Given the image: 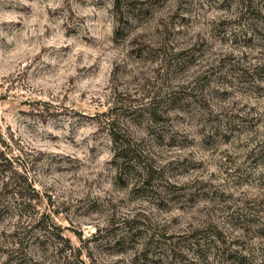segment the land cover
<instances>
[{
    "label": "rangeland",
    "instance_id": "374dc122",
    "mask_svg": "<svg viewBox=\"0 0 264 264\" xmlns=\"http://www.w3.org/2000/svg\"><path fill=\"white\" fill-rule=\"evenodd\" d=\"M262 141L264 0H0V264H264Z\"/></svg>",
    "mask_w": 264,
    "mask_h": 264
},
{
    "label": "trees",
    "instance_id": "16d2710c",
    "mask_svg": "<svg viewBox=\"0 0 264 264\" xmlns=\"http://www.w3.org/2000/svg\"><path fill=\"white\" fill-rule=\"evenodd\" d=\"M112 5L115 9V11H117V13L119 12V10L117 9V2L112 1ZM243 11L246 12L249 8L248 4L243 5ZM114 32L116 33L117 31L114 30ZM177 94L175 92H171V93H166V95H164L163 102H167V103H175L176 101V96ZM151 105V104H150ZM110 112L112 111V109L109 110ZM147 112V116L149 118H152V116L154 115V108L149 107ZM166 116V114L164 115ZM108 120V119H107ZM103 125L105 126V131L108 135L109 141L112 145V161H114V163L116 164V167L118 169V171L123 174L124 176H128L129 180H132V190H138V191H142L144 193H147L148 195L146 197H149L150 200L152 201H157L158 197L155 195L156 191H153L151 186L149 185V183H147V181L145 179H147V169H145L144 167H140L137 166V160L139 158V155L136 153V148L135 146L127 139H125L123 137V134L120 133V130L117 129L116 127H114L113 123L110 121L107 122H103ZM107 126V128H106ZM225 132V131H222ZM224 137V136H223ZM261 143H263L264 145V141H262ZM262 151H264V149H262ZM252 153V151H249V153H247V155H250ZM6 160L3 156L2 153H0V167L3 164V161ZM3 173V169L0 168V175H2ZM261 179V181H264V175L259 177ZM7 185V183L2 184V187L5 188ZM32 190V189H31ZM18 194V192H17ZM264 199V198H263ZM261 220L263 221L264 224V212H263V216L260 217ZM130 222V221H129ZM152 234L148 235L147 237V241L146 243H144V247L146 244H148L151 240H152ZM143 247V249L141 250L142 253H144L145 248ZM168 252V251H166ZM170 252V251H169ZM172 254V253H171ZM172 256V255H171ZM231 258L233 256V264H241V259L242 256L239 254L237 255L236 252H231L230 254ZM244 259V258H243ZM65 261L62 260L60 263L57 264H63Z\"/></svg>",
    "mask_w": 264,
    "mask_h": 264
}]
</instances>
